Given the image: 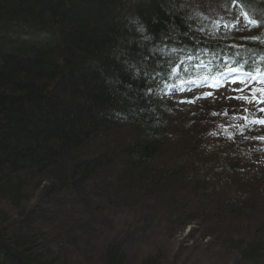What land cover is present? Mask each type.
Listing matches in <instances>:
<instances>
[{"label": "trees", "instance_id": "16d2710c", "mask_svg": "<svg viewBox=\"0 0 264 264\" xmlns=\"http://www.w3.org/2000/svg\"><path fill=\"white\" fill-rule=\"evenodd\" d=\"M235 1L0 0V264H125L155 231L244 226L240 138L264 124L225 130L219 108L186 117L167 96L223 65L264 75V0ZM260 224L218 237L227 264H264ZM162 249L139 264H187Z\"/></svg>", "mask_w": 264, "mask_h": 264}, {"label": "rangeland", "instance_id": "374dc122", "mask_svg": "<svg viewBox=\"0 0 264 264\" xmlns=\"http://www.w3.org/2000/svg\"><path fill=\"white\" fill-rule=\"evenodd\" d=\"M238 79H233V81H223L216 80L215 82L206 81V83L201 81H193V87L187 91V93L182 98L181 106H177V110L182 114H188V116L196 115L197 118H205L207 113L214 112L216 108H219L222 112L218 117V124L223 123V128L229 130L233 127L239 125L240 120H247L254 118L255 120H264V114L262 110L259 109V103L257 100L249 106V109L245 107L237 108L238 113H229L226 115L227 108L231 105L233 99L232 93L227 95L226 99H217L215 102L211 100L203 101L202 95L210 92L205 86L209 83L214 84L215 92H226L241 89V85H249L256 83L255 80H245L243 83L238 85L239 82H235ZM215 86L217 87L215 89ZM182 90L176 96H181ZM172 99H174L172 97ZM214 100V99H213ZM219 104L217 107L214 105ZM235 107V106H234ZM194 110L195 113L192 111ZM190 113V114H189ZM207 117H210L208 114ZM249 129L252 126L248 127ZM258 131V130H257ZM229 136V134H227ZM235 139V138H231ZM240 140H246V146L249 149L248 154H252L251 162L254 164L245 170L247 177H252L251 187L252 194L247 196V200L253 203V207L248 208L247 215L243 218L242 227H234L229 224L224 227H217L212 225V227L202 228L204 221L201 224L197 222H192L184 227H182L175 235L168 237L165 234L157 233L155 231L151 233L144 242L138 244L131 249V255H129V262L131 264H139L143 257L152 255L153 252L158 251L157 249H162V251L168 255L171 259L175 254L181 255V259L187 264H227L230 262V257L226 255V251L219 248L216 245V240L219 236H231V237H246L248 236V231L251 230V224H260L264 221V131L258 133L257 135L251 137L248 134L242 136ZM259 156V160H257ZM132 248V247H131ZM134 255V256H133ZM133 256V257H132ZM188 260V261H187ZM231 262L230 264H233Z\"/></svg>", "mask_w": 264, "mask_h": 264}, {"label": "bare ground", "instance_id": "6f19581e", "mask_svg": "<svg viewBox=\"0 0 264 264\" xmlns=\"http://www.w3.org/2000/svg\"><path fill=\"white\" fill-rule=\"evenodd\" d=\"M235 2L238 3V4H240L239 0H237V1H235ZM5 28H7V25H4V26H3V29H5ZM11 28L19 29V28H18L17 26H15V25H12ZM258 225L261 226L262 224H254V225H251V226H250V228H251V230L253 231V233H255V229L257 228ZM250 235H251V234H249L248 236H246V238L251 237ZM233 238H236V237H233ZM92 258H93V255L91 254V258L88 259V260H86V262H84V263H85V264H92V262H93ZM125 264H131V261L129 262V259H128L127 262H126Z\"/></svg>", "mask_w": 264, "mask_h": 264}, {"label": "snow or ice", "instance_id": "6c2138e0", "mask_svg": "<svg viewBox=\"0 0 264 264\" xmlns=\"http://www.w3.org/2000/svg\"><path fill=\"white\" fill-rule=\"evenodd\" d=\"M237 91H239V89H237ZM209 95H211V93H209ZM262 111H264V109H262ZM261 124H264V121H260Z\"/></svg>", "mask_w": 264, "mask_h": 264}]
</instances>
